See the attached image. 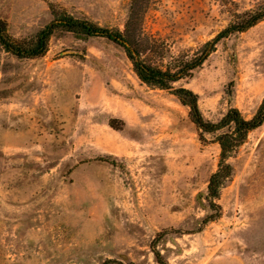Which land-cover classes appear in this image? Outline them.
I'll list each match as a JSON object with an SVG mask.
<instances>
[{"label":"rangeland","instance_id":"374dc122","mask_svg":"<svg viewBox=\"0 0 264 264\" xmlns=\"http://www.w3.org/2000/svg\"><path fill=\"white\" fill-rule=\"evenodd\" d=\"M131 4L0 0V19L16 39L58 9L122 32ZM143 7L140 59L173 70L264 0ZM173 86L197 95L207 121L232 108L250 119L264 98V20ZM217 134L201 137L189 109L105 38L59 31L41 57L0 53V264H264V122L231 153L212 203Z\"/></svg>","mask_w":264,"mask_h":264},{"label":"trees","instance_id":"16d2710c","mask_svg":"<svg viewBox=\"0 0 264 264\" xmlns=\"http://www.w3.org/2000/svg\"><path fill=\"white\" fill-rule=\"evenodd\" d=\"M145 0H132L128 20L124 31L103 28L85 19L75 18L65 10L53 11L52 20L32 38L16 39L8 31V25L0 19V53L16 59H35L43 56L48 49L50 38L59 31L72 33L79 38L102 37L124 49L132 61L137 78L152 89L165 90L175 96L179 102L189 109V118L203 134H217L215 142L220 149L218 169L207 185V200L213 203L219 195V189L231 174L228 159L231 153L242 145L247 135L264 122V98L255 114L250 119L242 117L238 109L232 108L216 123L207 121L198 109V97L192 91L173 84L188 78L199 68L207 57L215 51L216 44L226 36L235 32H243L264 20V9L245 14L237 25H229L215 38L202 44L191 56L190 60L178 61L172 70L154 67L140 59L142 53L140 21L144 12ZM53 10V9H52ZM182 63V64H181Z\"/></svg>","mask_w":264,"mask_h":264}]
</instances>
